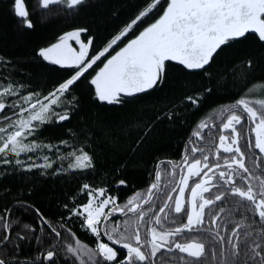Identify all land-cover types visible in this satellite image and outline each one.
<instances>
[{"label": "trees", "instance_id": "1", "mask_svg": "<svg viewBox=\"0 0 264 264\" xmlns=\"http://www.w3.org/2000/svg\"><path fill=\"white\" fill-rule=\"evenodd\" d=\"M24 3L32 28L23 26L13 14L12 0H0V83L11 84L18 93L16 97L6 96L0 101L6 105L0 111V127L20 117V109L14 105L26 108L28 104L22 97L35 93L32 102L43 100L73 71L45 61L38 55L41 49L58 43L60 37L69 32L86 30L81 32L80 39L84 43L91 39L88 50L91 57L107 47L141 11H146L149 0H84L75 9H68L64 3L45 9L40 0H24ZM161 4L166 7V0H161ZM159 15L150 14L144 18L139 27H134L122 42L114 46L115 50L126 46ZM70 44L79 50L75 41ZM97 63L100 64L99 61ZM93 67L96 68L95 65ZM89 72L91 75L86 73V76L90 80L95 72L91 69ZM248 95L255 99L264 98V42L254 34L225 46L207 66V72L189 71L176 62H167V76L159 87L124 97L122 104L98 102L92 86L82 78L73 92L77 99L68 101L61 97L57 105L51 106L47 122L40 125L38 134L29 137L28 141L53 148L69 146L82 149L91 156L92 166L73 172H60L57 164L31 171L17 165L0 167V233L8 231L10 235V242L0 245V258L6 264H51L46 254L54 251L56 264H81V261L92 264L89 257L96 252L98 243L109 241L104 233L99 237L94 235L87 229L84 217L72 215L70 210L87 204V193L94 189H104L105 197L115 198V205L124 209V213L111 217L115 226L126 225L132 218L139 219L141 212L145 213L143 223L146 232L150 224L161 231L177 227L174 220L186 222L183 212L177 215L165 208L170 217L165 219V213L159 209L166 202L173 205L167 197L174 198L186 164L201 159L203 165L204 155L208 156L209 165L222 164L226 157L230 160L236 155L223 153L219 148V126L225 122L229 110H233L231 106ZM189 96H199V104L192 105L185 100ZM225 108H229L227 113L222 112ZM65 112L69 119L59 121V115ZM170 112L173 114L171 119L168 118ZM252 128L253 125L246 123L237 125L240 132L238 142L245 154L244 163L254 177L251 180L253 188L264 190L261 184L264 180V157L254 147ZM61 141L66 143L61 144ZM246 144L251 147H246ZM193 147L198 149L195 154ZM185 157L188 158L187 163ZM233 168L237 173L242 172L236 165ZM219 169L228 171L223 165ZM193 179L196 181L197 178ZM241 183L237 178V184ZM85 184L91 188L83 189ZM152 184H157V188L151 189V201L144 204ZM211 185L205 193L206 198L214 199L217 192L228 187L214 175ZM188 194L189 189L186 190V198ZM135 200L140 203L137 211H128L129 202ZM248 203L225 194L221 201L205 207L204 224L199 232L185 233L175 239L180 242L202 240L206 247L205 256L201 259L205 264H229L232 261L243 264L247 259L244 253L251 255L253 242L264 243V221L244 207ZM5 209L10 212L5 213ZM157 215L161 218L160 225L155 224L154 219L147 223L149 217ZM5 224L10 227L5 228ZM52 228L61 235L55 236ZM226 240L232 243L224 242ZM233 244L238 245L241 255H232ZM69 246L79 249L78 257L67 251ZM116 249L117 258H124L126 250ZM94 258L102 260L98 255ZM194 259L178 250L168 252L163 247L157 251L156 257H150V264H188ZM256 260L259 261L260 257Z\"/></svg>", "mask_w": 264, "mask_h": 264}, {"label": "snow or ice", "instance_id": "2", "mask_svg": "<svg viewBox=\"0 0 264 264\" xmlns=\"http://www.w3.org/2000/svg\"><path fill=\"white\" fill-rule=\"evenodd\" d=\"M83 2L84 0H40L45 9L61 3H65L68 9H75ZM146 9V11H141L121 33L116 35L107 47L98 50L91 57L88 56V50L92 44L91 39L87 43L80 39L81 32L86 30L69 32L60 37L58 43L39 51L38 55L45 61L59 65L61 68L73 69V71L43 100L37 99L32 102V97L36 94L29 93L22 97L28 107L23 108L18 104L14 105L15 108L20 109L21 118L11 122L9 127L13 129L12 131H8L7 127H0V163H13L8 159L9 153L19 157L23 153L35 152L38 148H48L51 151L50 145H42L36 142L25 143V141L38 134L40 125L47 122L51 106L57 105L61 97L68 101L77 99L73 96V92L78 86V82H82V78L88 80L92 86L94 98L98 102L109 105L122 104L125 102L124 97H133L159 87L167 76V62H176L189 71L204 70L207 72V66H210L215 56L225 46H230L231 42L246 39L248 34H254L259 41L264 42V0H166V7L161 4V0H154V2L149 0ZM12 11L23 26L33 27L31 20L28 19L29 11L25 7L24 0H12ZM157 13H160L158 18L148 24L138 35L131 38L126 46L119 51L115 50L114 46H117L118 42H122L123 38L127 37L134 27H139L144 18L149 17L150 14L155 16ZM69 41H75L79 45V50L74 48ZM98 61L100 64L97 63ZM101 64L102 67H100ZM94 65L99 68L98 71L93 67ZM249 66H251V62H249ZM90 69L95 72V75L89 80L86 73L91 75ZM4 94L18 95L11 84L4 87L3 92H0V101H2ZM185 100L192 105H198L200 98L199 96H189ZM257 103L261 108H264V100H259ZM5 107V103L0 102V111H3ZM233 108H240L242 111L238 113L230 109L225 122L219 126L221 132L219 148L222 149L223 153L236 154L230 160L227 157L224 159V167L228 171L219 172L220 181H223L224 185H228V187H225L223 192H217L214 199L203 197L202 193L210 190L205 185H211L212 179L205 173L206 178L202 182H197L195 187L191 189L189 210L185 209L183 202L188 177L183 176L179 181L181 187L178 196L174 199V207L166 202L164 207L159 209V212L165 213V208L169 209V213L174 212L177 215L183 212L186 222L174 220L173 222L177 223V227L172 230L158 231L156 227H150V241L147 237L142 240L139 225L132 233L120 234L119 237L114 236L105 228L104 234L107 235L108 240L112 241L113 245L119 244L122 249L126 250V255L124 258L118 259L117 250H114L108 243L100 242L96 252L89 257L92 264H104L105 261L109 264L111 262H115V264H150V257H156L157 251L162 246L168 252L178 250L179 253H186L187 257L195 258L188 264H205L204 260L201 259L205 256L206 247L202 240L186 239L185 242H180L175 237L183 236L185 233L199 232L200 226L204 224L205 207L213 204L214 201H221L225 194H231L249 202L244 207L249 208L260 221H264V190L253 188L251 180L254 177L244 163V152L241 151L237 139L240 135L237 125L243 126L247 121H251L255 130L254 147L260 153H264V112L258 111L244 98L238 99ZM26 112L28 116L24 118ZM172 115L170 112L168 118L171 119ZM4 119L10 118L4 117ZM67 119H69V115L66 112L58 117L59 121ZM201 127H206V125H201ZM225 132L229 134H223ZM229 140L230 143H227ZM60 143L65 144L66 142L61 141ZM245 146L251 147L249 144ZM197 151V148H192L193 154ZM27 159L33 161L27 165L26 170L28 171L33 168L46 169L51 167L48 156H44L41 164L35 163V157H27ZM187 160L188 158L185 157L186 163ZM15 163L21 164L22 161L16 160ZM200 165L201 159H195L188 166V175L199 176L200 170L193 173V169H198ZM233 165H236L242 172L237 173ZM69 166L73 170H85L92 166L91 156L86 151H81L79 155H75V162ZM220 167L221 164L219 163L210 166L208 156H203V169H208L211 172L214 168ZM237 178L242 182L241 184H237ZM255 179H259V177H255ZM157 180H159V175H157ZM120 183L123 184L124 181ZM261 184L264 185V180L261 181ZM211 186L215 187L216 185ZM82 188L90 189L91 186L85 184ZM155 188H157V184L150 186L148 198L143 200L144 204L150 203L151 189ZM104 193V189L88 191V203L70 210L72 215L84 216L87 229H90L97 237L101 235V218L104 217L103 223L106 225L107 218L113 215L117 208L115 198L110 195L105 197ZM198 198L202 202L198 203ZM172 200V196L167 197V201ZM129 204H132V201ZM109 205H113V207L109 208ZM139 206L129 207L128 211L136 212ZM106 208H109L107 213L105 212ZM4 211L5 213L10 212L8 209ZM120 211L124 212V209H120ZM144 216L145 213L141 212L138 217L139 220H144ZM169 218V214L165 213V219ZM153 219L155 224H161L159 215L154 218L149 217L147 223L150 224ZM213 223H215L214 220ZM4 227L9 228L10 226L5 224ZM25 227L28 226L25 225ZM51 231L57 237L61 235L55 228H52ZM233 235L235 236L236 233L233 232ZM170 236L174 239L169 240L168 237ZM221 240L223 241L224 238L221 237ZM8 242H10L9 232L0 233V245H6ZM224 242L232 243L231 240ZM77 243L79 244L78 240ZM253 243L254 246L250 248L251 255L244 253L247 259L243 261V264H264V243ZM149 245L150 251L147 247ZM209 245H211V240ZM257 249L260 250L257 251ZM67 251L73 256H79L78 248L69 246ZM97 255L102 257V260L95 259L94 257ZM232 255L234 257L241 255V250L236 244H233ZM54 256V251H48L46 259L51 264H56ZM256 257H260V260L257 261ZM179 259H184V257ZM0 264H6V261L0 258ZM229 264H241V262L232 261Z\"/></svg>", "mask_w": 264, "mask_h": 264}, {"label": "rangeland", "instance_id": "3", "mask_svg": "<svg viewBox=\"0 0 264 264\" xmlns=\"http://www.w3.org/2000/svg\"><path fill=\"white\" fill-rule=\"evenodd\" d=\"M65 4V3H64ZM71 41H69L70 43ZM7 85H2L0 83V92H3V89L4 87H6ZM14 89V88H13ZM15 90V89H14ZM16 91V90H15ZM6 96H10V97H16V95H8V94H4L3 98L6 97ZM247 101L250 102V104L257 108L258 111L260 112H264V108H261L260 105L257 103V101L259 100H264V98H252L250 97L249 95L247 96L246 98ZM25 103V101H24ZM28 107V106H27ZM39 107V106H38ZM233 107V105L231 106ZM229 110V108H225L222 110V112H225L227 113V111ZM232 111H236V112H241L242 110L240 108H233ZM229 114V113H228ZM28 116V113H24V118H27ZM224 117V115H223ZM227 117V116H226ZM21 117H18L16 118L15 120H18L20 119ZM13 120V121H15ZM36 123H39V122H36ZM11 123L7 124V125H4V126H1V127H7L8 128V131H12L13 129L11 127H9ZM248 125L252 126V122L251 121H247ZM253 134L255 136V130H254V125H253ZM226 134L225 135H228L229 133L225 132ZM238 139V137H237ZM25 143H31L28 141V139L25 141ZM227 143H230V140L227 142ZM81 151H84L82 149H75V148H72V147H69V146H65V149L61 148V147H51V151H49L48 148H38L35 152H31V153H23L21 154V156L19 157H15L13 154L9 153L8 155V159L13 161V163H9V164H3V163H0V167H2L3 165L4 166H8V165H14V166H18V167H21L23 168L24 170H26V167L27 165L33 163L32 160H29L27 159V157H35V163L37 164H41L43 163V158L44 156H47V155H44V153L46 152H50L51 154L48 156L49 158V161L51 163V167L53 165H58L59 166V171L60 172H73V171H81L80 169H77V170H73L69 165L74 163L75 162V155H79L81 153ZM263 154V157H264V153ZM245 155V154H244ZM239 158V157H237ZM16 160H21L22 163L21 164H16L15 161ZM191 164V163H190ZM190 164H186L183 168L184 171H183V176H187L188 177V185L187 187H185V195H184V198H183V202H184V207L185 206H188V209H189V204H188V201H189V194L191 192V189L195 186V184L197 182H200L203 178V176L205 175V173L208 174V176L210 175H214L215 177H219V172L222 171L220 170L219 168H214L211 172H213L215 170V172L212 174L211 172L208 171V169H203V165L201 164L199 166L198 169H193V173H195L196 171L200 170V175L199 176H196V175H188V166ZM224 166V163L222 162L221 166ZM211 166V165H210ZM50 168V167H48ZM47 169V168H46ZM220 170V171H219ZM181 177V178H182ZM197 178L196 181H194L193 178ZM209 185H206V187H208ZM181 187V185H180ZM179 187V189H180ZM179 189L176 191L175 193V196L173 198V205L172 207H174V199L178 196L179 194ZM189 189V194L186 198V190ZM206 193V192H205ZM205 193H202L203 197H205ZM103 198V197H102ZM206 198V197H205ZM199 202H202L199 200L198 198V203ZM136 205H140L139 201L135 200V201H132V204H129V207H132V206H136ZM113 207L112 205H109V208ZM109 208H106L105 209V212L107 213L109 211ZM138 208V207H137ZM137 211V210H136ZM124 213V212H122ZM121 214V211H120V208L117 207L116 208V211L113 215H111L110 217L107 218V224L105 225L103 222H104V217L101 218L102 220V225H101V233H104V230L105 228L109 231V232H112V234L116 237H119L120 234H129V233H132L136 226L139 225V230H140V234H141V238L142 240L145 239V237H147V239L150 241L151 240V234H150V227H152V224H150V227H149V230L146 232V225L143 223V220H139V219H134L132 218L130 221H127L126 222V225L125 224H121L119 227L116 225H114L113 221L111 220V217L112 216H115V215H119ZM84 217V216H83ZM139 217V216H138ZM115 230V231H113ZM158 230V229H157ZM160 231V230H158ZM147 233V234H146ZM107 237V235H105ZM171 237V236H170ZM170 237H168V239L170 240ZM108 239V237H107ZM109 243L108 245L113 247L114 250H117L116 247H120L119 244H116V245H113L112 244V241L108 240ZM148 247V250L150 251V245L147 246ZM121 248V247H120ZM163 248V246L161 247ZM160 248V249H161Z\"/></svg>", "mask_w": 264, "mask_h": 264}, {"label": "flooded vegetation", "instance_id": "4", "mask_svg": "<svg viewBox=\"0 0 264 264\" xmlns=\"http://www.w3.org/2000/svg\"><path fill=\"white\" fill-rule=\"evenodd\" d=\"M215 172V170L213 171V172H211L212 174ZM208 175V174H207ZM209 177H211L212 179H211V182L213 181V176L212 175H210ZM206 177H205V175L203 176V178H202V180L201 181H203L204 179H205ZM200 181V182H201Z\"/></svg>", "mask_w": 264, "mask_h": 264}, {"label": "water", "instance_id": "5", "mask_svg": "<svg viewBox=\"0 0 264 264\" xmlns=\"http://www.w3.org/2000/svg\"><path fill=\"white\" fill-rule=\"evenodd\" d=\"M202 182V181H201ZM206 186V185H205ZM195 187V186H194ZM190 201H191V192L189 194V201H188V204H189V210H190Z\"/></svg>", "mask_w": 264, "mask_h": 264}]
</instances>
